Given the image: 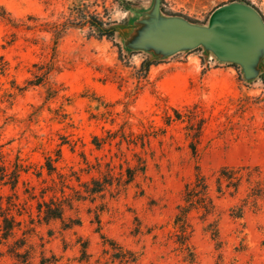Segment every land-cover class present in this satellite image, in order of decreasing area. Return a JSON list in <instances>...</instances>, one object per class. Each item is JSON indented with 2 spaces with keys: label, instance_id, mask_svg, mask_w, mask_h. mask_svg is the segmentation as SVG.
Segmentation results:
<instances>
[{
  "label": "rangeland",
  "instance_id": "rangeland-1",
  "mask_svg": "<svg viewBox=\"0 0 264 264\" xmlns=\"http://www.w3.org/2000/svg\"><path fill=\"white\" fill-rule=\"evenodd\" d=\"M85 1L116 22L113 41L97 39L88 27L71 28L55 48L50 34L0 19V161L27 167L18 189L27 213L35 217L38 203L61 199V191L70 205L64 224L26 228L35 255L30 264L43 258L47 264H121L111 257L118 247L137 255L132 264H264V49L244 66L220 59L207 45L168 52L146 42L164 35L171 19L209 28L213 14L234 3H250L264 23V0ZM80 4L0 0L13 18L33 15L54 24ZM145 63L153 64L149 71ZM46 67L51 72L43 85L26 88ZM47 89L55 99L46 100ZM174 111L182 118L168 124ZM192 119L204 122L196 154L188 138ZM59 152L55 166L72 175L68 186L45 172L37 177L45 158ZM135 167L145 174L126 185ZM197 167L213 191L221 169H247L236 195H213L218 242L206 231L208 222L192 214V262L180 249L174 219ZM92 181L111 186L90 196L85 189L95 188ZM239 209L242 218H235ZM24 219L30 226L28 214ZM76 221L80 226L62 229ZM24 238L19 232L17 240ZM11 244L0 239V264H20L7 253Z\"/></svg>",
  "mask_w": 264,
  "mask_h": 264
},
{
  "label": "trees",
  "instance_id": "trees-1",
  "mask_svg": "<svg viewBox=\"0 0 264 264\" xmlns=\"http://www.w3.org/2000/svg\"><path fill=\"white\" fill-rule=\"evenodd\" d=\"M81 2L82 8H79L75 13L73 12L68 19L61 24H54L49 21H41L38 17L33 15H28L26 20L13 18L12 15L4 8L0 7V19L4 21L8 26L14 29H24L28 32L38 31L50 34L52 36V41L57 48L59 42L65 36V33L71 29H83L88 27L91 32L96 36L97 39L106 38L110 41L114 40L115 34L117 32L116 22L112 20L110 15H102L97 10L92 11L91 6L87 4L85 0H79ZM117 1V0H116ZM250 5V3H246ZM15 34H13L14 36ZM153 64L145 63L144 68L149 71ZM2 72H5L3 68ZM51 72L50 69L46 67L45 70L42 69L40 75H35L34 79L28 81L26 88L36 87L43 85V79ZM22 90V89H20ZM56 92L52 89H47L46 100L50 101L56 98ZM175 112V119L169 117L168 124L173 121L181 120L182 116L178 111ZM203 124L201 120L190 121V129L188 131V138L191 140V148L193 154H196L195 145L200 143L201 137L203 135ZM3 160V158L1 157ZM62 159L61 153L57 155V159L52 157H46L45 163L42 166V171L37 173L38 178H42L44 172L50 178L53 176H58L64 186H68V183L72 180V175L61 174L58 171V167L55 163H58ZM246 167L238 168H223L217 173L216 177V189L213 191L210 178L205 175L200 167L196 168L194 181L188 183L184 189V205L178 207V213L174 219V226L177 229L178 243L180 244V249L182 252L188 253L191 261L194 262L196 254L193 250L191 244V238L194 233L193 225L191 224L192 214L196 213L199 219L205 223L208 222L207 232L213 233V238L218 242L219 240V229L218 223L220 220V213L215 202L214 194L216 198H222L227 194L234 196L238 193L242 180L244 178L243 171ZM258 170V169H257ZM28 169L19 162L12 165L6 164L0 161V239L1 241L7 243L13 240V244L9 245L8 255L13 258L16 262L20 264H30L34 258V248L33 245H28V235L26 233V228H30L33 232H36L37 226L49 225L51 222L65 223V213L70 205H66L63 201L66 199L65 191H61V199H51L49 202H40L37 205V214L34 217V213L26 212L25 204L21 202V197L18 193L19 185L21 183V177L24 173H27ZM145 174V168L138 167L127 171L128 180L126 185H131L134 183L135 178L138 175ZM251 177V174L248 175ZM77 181L80 179L77 177ZM95 185L94 189H85V192L90 196H96L105 191L107 184L111 186L110 183L101 184L99 181H92ZM4 189H9L10 193H5ZM30 200H34L32 196L28 197ZM242 209H239V213L234 214L235 218H242ZM28 214L29 225L24 219L25 215ZM210 218H214L212 222H209ZM80 221L72 223L71 226L63 225V230H69L76 226H80ZM27 225V227H25ZM22 232L25 238L18 239V233ZM102 239H106L102 235ZM112 246H118L112 243ZM87 246L83 247V252L86 254ZM118 251L111 255L114 261H119L121 264H132L136 263L138 257L135 253L126 251L122 247H118ZM115 249V247H114ZM129 256V257H128ZM46 259L43 258L41 264H47Z\"/></svg>",
  "mask_w": 264,
  "mask_h": 264
},
{
  "label": "water",
  "instance_id": "water-1",
  "mask_svg": "<svg viewBox=\"0 0 264 264\" xmlns=\"http://www.w3.org/2000/svg\"><path fill=\"white\" fill-rule=\"evenodd\" d=\"M164 27V35L151 36L146 42L168 52L207 45L220 59L247 66L264 49V23L245 4L234 3L218 9L209 28L181 19L168 20Z\"/></svg>",
  "mask_w": 264,
  "mask_h": 264
}]
</instances>
